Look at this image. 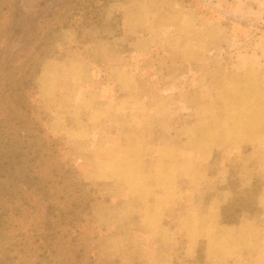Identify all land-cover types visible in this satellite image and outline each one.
Instances as JSON below:
<instances>
[{
  "label": "rangeland",
  "instance_id": "374dc122",
  "mask_svg": "<svg viewBox=\"0 0 264 264\" xmlns=\"http://www.w3.org/2000/svg\"><path fill=\"white\" fill-rule=\"evenodd\" d=\"M0 264H264V0H0Z\"/></svg>",
  "mask_w": 264,
  "mask_h": 264
},
{
  "label": "trees",
  "instance_id": "16d2710c",
  "mask_svg": "<svg viewBox=\"0 0 264 264\" xmlns=\"http://www.w3.org/2000/svg\"><path fill=\"white\" fill-rule=\"evenodd\" d=\"M89 13V12H88Z\"/></svg>",
  "mask_w": 264,
  "mask_h": 264
}]
</instances>
